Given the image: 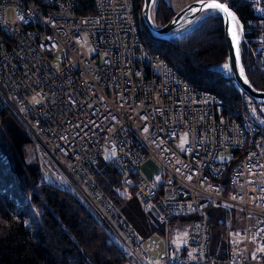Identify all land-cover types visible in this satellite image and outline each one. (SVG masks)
Here are the masks:
<instances>
[{"label": "built area", "instance_id": "obj_1", "mask_svg": "<svg viewBox=\"0 0 264 264\" xmlns=\"http://www.w3.org/2000/svg\"><path fill=\"white\" fill-rule=\"evenodd\" d=\"M91 2L81 13L79 0H0V110L10 108L31 139L40 181L85 206L124 264H264V103L240 91L239 105H227L192 86L144 42L130 0ZM244 3L264 73V0ZM104 149L141 211L162 226L160 257L96 182ZM146 159L159 168L151 179L140 171ZM228 162L224 194L218 178ZM215 204L238 210L244 224L228 231L224 261L208 254Z\"/></svg>", "mask_w": 264, "mask_h": 264}, {"label": "trees", "instance_id": "obj_2", "mask_svg": "<svg viewBox=\"0 0 264 264\" xmlns=\"http://www.w3.org/2000/svg\"><path fill=\"white\" fill-rule=\"evenodd\" d=\"M140 12L141 0H130ZM236 13L244 29L241 59L251 84L264 90V73L257 64L256 38L245 31L248 9L244 0H222ZM80 12L93 11L91 0H79ZM176 10L167 0H158L155 21L166 23ZM143 40L192 86L208 90L227 105H239L240 90L228 70L218 69L227 61L222 18L210 13L191 29L170 39H155L144 28ZM232 162L218 180L224 194ZM94 177L118 208L119 215L141 239L162 233L141 211L134 185L123 184L111 160L97 161ZM34 146L13 112L0 110V264H124L120 247L91 213L69 192L41 182ZM31 207L37 209L33 227L25 223ZM209 217L208 254L216 261L227 255L226 235L236 224V210L221 204L207 208Z\"/></svg>", "mask_w": 264, "mask_h": 264}, {"label": "water", "instance_id": "obj_3", "mask_svg": "<svg viewBox=\"0 0 264 264\" xmlns=\"http://www.w3.org/2000/svg\"><path fill=\"white\" fill-rule=\"evenodd\" d=\"M158 0H141L140 15L144 28L155 39H170L179 36L181 33L189 29L199 19L210 13H218L222 18L223 35L227 50V61L230 66V72L237 88L247 94L250 98L258 103H264V90L255 88L246 76L244 66L241 59V43L244 40L243 25L236 13L229 7L226 1L222 0H193L180 8L175 14L164 24L155 21V10ZM219 2L225 4L229 10L236 16L239 24L237 32L239 35V55L240 64H236V46L233 44L231 35V23L228 17L217 10L208 9L204 4ZM240 67L244 70V76L240 74ZM245 79L248 81L245 83Z\"/></svg>", "mask_w": 264, "mask_h": 264}, {"label": "rangeland", "instance_id": "obj_4", "mask_svg": "<svg viewBox=\"0 0 264 264\" xmlns=\"http://www.w3.org/2000/svg\"><path fill=\"white\" fill-rule=\"evenodd\" d=\"M172 6L173 8L178 11L180 8H182L183 6H185L186 4H188L189 2L193 1V0H167ZM15 10L16 8L14 6H7L6 8V21L11 22L14 19V14H15ZM203 18V17H202ZM200 20V19H199ZM198 20V21H199ZM195 24V23H194ZM193 24V25H194ZM192 25V26H193ZM191 26V27H192ZM191 27L189 29H187L186 31H184L183 33H181L180 35L188 32ZM6 107V106H5ZM10 109V108H8ZM11 110V109H10ZM12 111V110H11ZM13 112V111H12ZM14 114V113H13ZM15 115V114H14ZM113 156V152L109 149H104L102 154L100 155V159L102 161H105L107 159H110ZM226 159L230 158V153L229 150L226 151V155L224 156ZM218 159L223 160V155L222 153H219L217 156ZM140 171L143 175H145L148 179L153 178L155 175H157L159 173V168L157 166V164L151 160V159H146L140 166ZM41 181L39 179L38 184H40ZM45 183V182H43ZM47 184V183H46ZM231 209V208H229ZM37 214V209L35 207H31L28 212H27V216L25 218V223L27 226H31L34 221H35V217ZM236 224L234 225L233 228L235 229H241L243 228V222L241 220L240 217V213L238 210H236ZM149 218V217H148ZM152 221V220H150ZM31 228V227H29ZM155 243L157 247H155L153 250H148L149 251V255L152 258H156V257H160L161 254L164 252L165 247H166V242H165V237L162 233H152L151 235H149L146 238L142 239V245L148 249V244L149 243Z\"/></svg>", "mask_w": 264, "mask_h": 264}, {"label": "snow or ice", "instance_id": "obj_5", "mask_svg": "<svg viewBox=\"0 0 264 264\" xmlns=\"http://www.w3.org/2000/svg\"><path fill=\"white\" fill-rule=\"evenodd\" d=\"M204 7L205 8H208V9H214V10H217L219 12H222L224 13L230 23H231V35H232V40H233V44L234 46H236V64L239 65L240 64V55H239V35H238V32H237V26L239 24L236 16L229 10V8L223 4V3H219V2H212V3H207V4H204ZM225 69H229V65L228 64H225L223 66ZM240 74L241 76L243 77L244 76V70L242 67H240ZM248 81L245 79V83H247ZM184 142L186 143V138L184 139ZM191 177H189L190 179Z\"/></svg>", "mask_w": 264, "mask_h": 264}, {"label": "bare ground", "instance_id": "obj_6", "mask_svg": "<svg viewBox=\"0 0 264 264\" xmlns=\"http://www.w3.org/2000/svg\"><path fill=\"white\" fill-rule=\"evenodd\" d=\"M28 227H31L32 228L33 227V224L31 226H28Z\"/></svg>", "mask_w": 264, "mask_h": 264}]
</instances>
